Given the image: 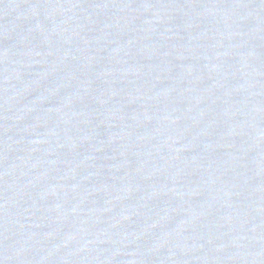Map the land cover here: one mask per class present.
<instances>
[{"label":"water","instance_id":"1","mask_svg":"<svg viewBox=\"0 0 264 264\" xmlns=\"http://www.w3.org/2000/svg\"><path fill=\"white\" fill-rule=\"evenodd\" d=\"M0 264H264V0H0Z\"/></svg>","mask_w":264,"mask_h":264}]
</instances>
